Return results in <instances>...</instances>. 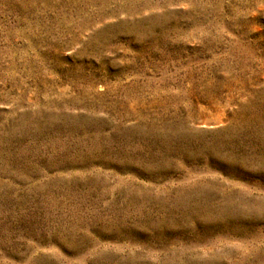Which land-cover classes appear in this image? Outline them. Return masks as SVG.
I'll return each instance as SVG.
<instances>
[{
    "label": "rangeland",
    "instance_id": "obj_1",
    "mask_svg": "<svg viewBox=\"0 0 264 264\" xmlns=\"http://www.w3.org/2000/svg\"><path fill=\"white\" fill-rule=\"evenodd\" d=\"M0 264H264V0H0Z\"/></svg>",
    "mask_w": 264,
    "mask_h": 264
}]
</instances>
